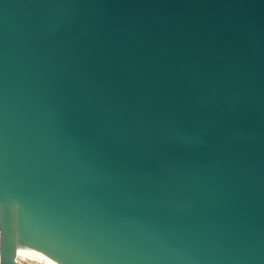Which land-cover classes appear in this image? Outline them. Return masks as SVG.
Returning a JSON list of instances; mask_svg holds the SVG:
<instances>
[{
  "label": "water",
  "instance_id": "obj_1",
  "mask_svg": "<svg viewBox=\"0 0 264 264\" xmlns=\"http://www.w3.org/2000/svg\"><path fill=\"white\" fill-rule=\"evenodd\" d=\"M264 264V0H0V262Z\"/></svg>",
  "mask_w": 264,
  "mask_h": 264
},
{
  "label": "built area",
  "instance_id": "obj_2",
  "mask_svg": "<svg viewBox=\"0 0 264 264\" xmlns=\"http://www.w3.org/2000/svg\"><path fill=\"white\" fill-rule=\"evenodd\" d=\"M16 258L22 264H46L41 262V259L38 256H24L23 254H17Z\"/></svg>",
  "mask_w": 264,
  "mask_h": 264
},
{
  "label": "bare ground",
  "instance_id": "obj_3",
  "mask_svg": "<svg viewBox=\"0 0 264 264\" xmlns=\"http://www.w3.org/2000/svg\"><path fill=\"white\" fill-rule=\"evenodd\" d=\"M23 254L24 256H38L41 260V262H44L46 264H58L57 262L53 261L52 259L46 257V256H41V255H34V254H25V253H20Z\"/></svg>",
  "mask_w": 264,
  "mask_h": 264
}]
</instances>
